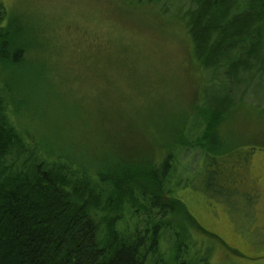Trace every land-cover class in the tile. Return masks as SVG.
Masks as SVG:
<instances>
[{"label":"trees","instance_id":"1","mask_svg":"<svg viewBox=\"0 0 264 264\" xmlns=\"http://www.w3.org/2000/svg\"><path fill=\"white\" fill-rule=\"evenodd\" d=\"M182 17L191 60L208 84H222L224 98L205 87L201 104L177 126L182 147L166 149L153 163L106 158L97 168L82 153L55 150V135L39 136L23 124V112L37 104L34 91L13 88L7 79L5 86L0 75V264H169L162 248L167 237L174 240L175 261H182L189 244L174 218L183 207L174 179L188 188L203 174L210 194L235 206L240 194L250 206L255 202L253 189L232 188L242 182L253 150L243 152L242 143L226 150L231 141L215 138L221 133L214 127L238 107L264 102V0H191ZM18 24L0 0V63L7 73L23 69L32 52L45 51ZM33 71L36 89L45 88L42 73ZM184 149L201 152L194 175L185 179Z\"/></svg>","mask_w":264,"mask_h":264},{"label":"rangeland","instance_id":"2","mask_svg":"<svg viewBox=\"0 0 264 264\" xmlns=\"http://www.w3.org/2000/svg\"><path fill=\"white\" fill-rule=\"evenodd\" d=\"M190 1L138 6L125 0H4L9 18L45 49L32 52L27 65L11 74L0 63L5 86L7 79L13 88L31 89L38 99L23 112L28 119L23 124L39 136L55 135V150L82 153L97 168L106 158L142 157L149 164L166 149L182 147L177 126L192 105L201 104L204 88L224 98L222 84H208L191 60L182 17ZM33 70L42 73L45 88L36 89ZM261 106L264 102L246 103L214 127L221 133L215 138L231 141L226 150L231 143H242L243 152L253 150L242 182L232 187L256 191L251 206L241 194L236 206L232 199L210 194L204 175H194L201 152L184 149L181 154L190 167L180 177L194 175L193 184L175 186L174 179L171 187L182 201V213L174 218L189 253L175 261L174 240L167 237L162 248L169 264H264Z\"/></svg>","mask_w":264,"mask_h":264}]
</instances>
